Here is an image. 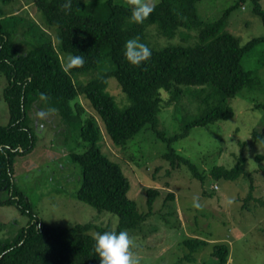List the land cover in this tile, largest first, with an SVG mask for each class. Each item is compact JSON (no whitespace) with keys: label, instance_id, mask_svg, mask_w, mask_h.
<instances>
[{"label":"trees","instance_id":"1","mask_svg":"<svg viewBox=\"0 0 264 264\" xmlns=\"http://www.w3.org/2000/svg\"><path fill=\"white\" fill-rule=\"evenodd\" d=\"M10 1L0 0V3ZM115 1L105 0L98 6L86 7L81 0H71L70 9L65 10L62 5L66 0H33L43 17L42 28L33 24L29 15L28 20L23 13L10 16L0 13V73L7 80L3 95L9 112L8 125L0 126V194L8 195L5 200L0 199V206H14L30 218L14 238L0 242V264H99L93 251L94 237L89 233L112 231L97 229L92 223L71 228L45 225L18 190L17 158L31 154L36 144V129L29 116L32 107H43L64 122H70L69 125L74 124L81 142L87 145L83 153L69 155V161L80 170L77 199L99 212L117 216L119 221L114 231L135 232L152 215L159 191L147 190L148 211L140 213L128 197L130 183L121 166L102 151L100 128L93 119L80 122L82 110L73 112L71 103L83 97L117 148L126 147L148 126L166 145L164 159L173 168L186 165L194 177L203 181L194 165L178 154L173 145L196 127L231 119L234 113L228 101L244 88L254 86L255 78L244 69L242 59L264 43V38L242 45L224 31L229 13L246 0H239L222 18L210 23L199 18L200 0H160L142 24L132 23L131 8L116 5ZM252 1L254 12L264 23L260 0ZM149 27H155L151 29L163 39L174 38L180 30H196L197 40L186 46L151 47L147 41ZM50 32L55 34V43ZM132 38L152 50L151 57L140 66L131 65L124 57L125 43ZM72 55H83L84 65L65 68L64 63ZM89 72L97 75L77 86V76ZM111 79L129 99L128 106L119 107L109 93ZM190 88H195V94L204 95L203 101L209 108L183 126L182 133L167 138L156 129L165 110L162 93L171 94L172 101L178 99L183 89ZM204 88L210 92L206 93ZM41 94L46 99H41ZM211 97H217V102L209 104ZM256 108L264 111V105ZM244 162L239 159L229 170L215 166L211 177L235 181L244 173ZM261 170L264 173V167ZM169 200H173L172 194ZM206 244L198 239L186 241L193 252ZM211 256L218 264H226L229 247L215 245Z\"/></svg>","mask_w":264,"mask_h":264},{"label":"rangeland","instance_id":"2","mask_svg":"<svg viewBox=\"0 0 264 264\" xmlns=\"http://www.w3.org/2000/svg\"><path fill=\"white\" fill-rule=\"evenodd\" d=\"M81 1L84 6L92 7L105 0ZM238 2L200 0L197 3L199 18L204 23L215 22ZM115 3L131 8L130 0H116ZM259 4L264 11V0ZM0 13L8 16L23 13L27 19L29 15L32 23L42 28L43 17L37 12L33 0L0 3ZM151 28L155 27H149L147 31L151 47L186 46L197 40L196 30H180L174 38L163 39ZM224 31L239 39L242 45L264 38V23L254 12L252 0L244 1L229 13ZM50 34L55 43V34ZM242 65L255 78L254 86L244 88L228 101L233 117L206 127H196L173 145L178 154L194 165L203 181L194 177L186 165L173 168L164 159L166 145L148 126L126 147L117 148L83 97L71 103L73 112L82 110L80 122L93 119L100 128L102 151L121 166L130 183L128 197L136 203L140 213L148 211L147 190L159 191L152 215L141 229L128 231L134 241V258L139 264H218L211 256L215 245L229 247L226 264H264V173L261 170L264 167V111L256 108V105H264V43L247 53ZM96 75L97 72L81 74L75 79L76 85L82 86ZM6 87L7 80L0 73V126L9 123L3 95ZM108 91L119 107L130 104L115 80L108 81ZM194 91L195 88L183 89L178 99L172 101L171 94L162 93L166 104L156 128L159 133L167 138L182 133L183 126L206 113L209 106L203 101L204 95L199 96ZM216 102L217 97L209 99V104ZM29 116L36 129L35 149L31 154L17 158L15 181L35 215L52 227L71 228L92 223L97 229L114 231L119 221L117 216L99 212L76 197L80 170L69 161V155L72 152L81 154L87 147L81 142L76 126L69 125L70 122H64L43 107H32ZM254 133L260 137L255 138ZM239 159L245 160L244 173L237 180L211 177L213 167L229 170ZM170 194L173 200H169ZM7 197V193L0 194L1 200ZM194 197H198L202 205L200 209L193 208ZM229 197L232 198L231 204L227 203ZM29 219L14 206H0V242L14 238L26 227ZM97 232L92 230L89 234L94 237ZM191 239L207 244L193 252L186 245Z\"/></svg>","mask_w":264,"mask_h":264},{"label":"clouds","instance_id":"3","mask_svg":"<svg viewBox=\"0 0 264 264\" xmlns=\"http://www.w3.org/2000/svg\"><path fill=\"white\" fill-rule=\"evenodd\" d=\"M158 0H130L131 12L130 21L135 24H142L153 13ZM65 10L71 7V0H66L62 5ZM152 55L148 45L139 42L137 38L126 41L124 46L125 59L134 66H140ZM83 55L69 56L66 67H82L84 65ZM41 99H46L41 94ZM232 203V198L227 199ZM193 208L202 207L198 197L193 198ZM134 241L127 230L97 232L94 236L93 251L97 255L99 264H139L134 258Z\"/></svg>","mask_w":264,"mask_h":264}]
</instances>
